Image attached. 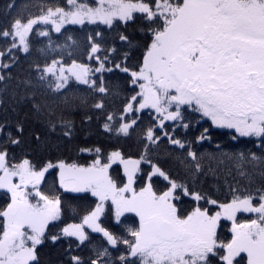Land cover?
Wrapping results in <instances>:
<instances>
[{
  "label": "snow or ice",
  "instance_id": "obj_1",
  "mask_svg": "<svg viewBox=\"0 0 264 264\" xmlns=\"http://www.w3.org/2000/svg\"><path fill=\"white\" fill-rule=\"evenodd\" d=\"M34 7L0 23V264H264V0Z\"/></svg>",
  "mask_w": 264,
  "mask_h": 264
},
{
  "label": "trees",
  "instance_id": "obj_2",
  "mask_svg": "<svg viewBox=\"0 0 264 264\" xmlns=\"http://www.w3.org/2000/svg\"><path fill=\"white\" fill-rule=\"evenodd\" d=\"M9 2V0H0V23H4L5 22V18L3 16L4 10H5V5ZM56 2H63V0H16V5L17 6H23L25 4L30 6V11H35V7L34 5L38 4V3H56ZM69 28V30L73 33V35L78 39V41L80 42V44L83 46L84 42H85V37L86 34L91 32L95 26L94 25H87V26H79V25H75V26H66ZM105 26H101V28H104ZM122 30V29H121ZM59 36V34H55L53 33V39H56ZM105 36L106 38H108L110 41L112 38L115 37V32H105ZM60 39L62 40L63 38L60 37ZM34 41H37V43H35V48H38L41 46L42 43H46L47 41L42 38V37H34ZM117 45H119V41H117ZM4 46V41L3 39H0V47ZM22 56V65L24 67H27V64L30 61H34V60H41L42 58L36 53V51L34 50L31 56L28 57H24L23 54H21ZM204 127H207V124L203 125ZM95 125H93V128L95 129ZM226 130H215L214 135L219 136L220 133L225 132ZM199 133V126H197L196 129V134ZM101 139V137H99L98 135H94L92 137V140H98ZM208 147V146H206ZM249 147H252V145H249ZM207 179L209 180V182H212V177L209 176L207 177Z\"/></svg>",
  "mask_w": 264,
  "mask_h": 264
}]
</instances>
